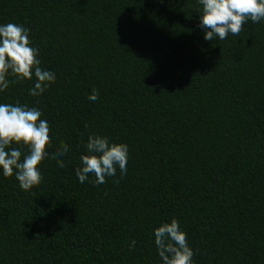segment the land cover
I'll return each instance as SVG.
<instances>
[{"label": "trees", "instance_id": "1", "mask_svg": "<svg viewBox=\"0 0 264 264\" xmlns=\"http://www.w3.org/2000/svg\"><path fill=\"white\" fill-rule=\"evenodd\" d=\"M201 8L0 0V25L28 28L56 75L37 97L35 76L10 84L0 103L38 108L46 151L70 149L29 191L0 169V264H162L154 231L173 218L194 264H264V21L206 41ZM89 135L128 145L126 175L79 182Z\"/></svg>", "mask_w": 264, "mask_h": 264}, {"label": "clouds", "instance_id": "2", "mask_svg": "<svg viewBox=\"0 0 264 264\" xmlns=\"http://www.w3.org/2000/svg\"><path fill=\"white\" fill-rule=\"evenodd\" d=\"M199 27L204 30L206 41L214 38L225 40L229 34L239 35L244 24L264 21V0H199ZM30 30L21 24L0 25V93L10 84L32 80L34 87L29 95H42L56 80L54 72L40 67L39 49L31 46ZM15 79L10 80L9 77ZM99 98L97 89H92L89 99ZM88 125L86 124L85 127ZM50 144V126L42 119V112L35 107L0 103V169L5 177L15 176L24 191L31 190L42 181L39 166L49 157L64 168L63 157L70 151L69 145L61 141L59 147L49 154L46 148ZM27 149V151H23ZM87 154L80 157L81 165L75 174L83 184L90 174L95 176V185L106 183L107 177H116L117 168L121 178L127 173L128 145L110 143L107 137L89 135L86 144ZM118 184L119 179H114ZM155 245L162 264H194L196 254L189 246L187 233L175 218L155 229ZM133 240L130 249H134Z\"/></svg>", "mask_w": 264, "mask_h": 264}]
</instances>
